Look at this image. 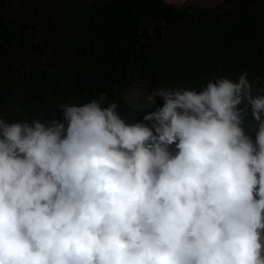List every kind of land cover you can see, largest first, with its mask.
I'll return each instance as SVG.
<instances>
[{
	"label": "clouds",
	"instance_id": "1",
	"mask_svg": "<svg viewBox=\"0 0 264 264\" xmlns=\"http://www.w3.org/2000/svg\"><path fill=\"white\" fill-rule=\"evenodd\" d=\"M156 96L136 123L107 93L64 122L0 118V264H264V88Z\"/></svg>",
	"mask_w": 264,
	"mask_h": 264
},
{
	"label": "trees",
	"instance_id": "2",
	"mask_svg": "<svg viewBox=\"0 0 264 264\" xmlns=\"http://www.w3.org/2000/svg\"><path fill=\"white\" fill-rule=\"evenodd\" d=\"M247 71L254 95L264 88V0H223L214 7L164 0H0V118H53L60 105L107 93L122 118L149 109L125 94L137 85L195 88ZM163 106V99L154 97ZM65 127L67 124L65 122ZM255 142L258 122L247 114ZM175 150V145L170 146Z\"/></svg>",
	"mask_w": 264,
	"mask_h": 264
},
{
	"label": "rangeland",
	"instance_id": "3",
	"mask_svg": "<svg viewBox=\"0 0 264 264\" xmlns=\"http://www.w3.org/2000/svg\"><path fill=\"white\" fill-rule=\"evenodd\" d=\"M149 95L147 89L142 85H137L132 90L125 94V98L127 102L138 109H149L151 111H155L156 108L162 107L158 102L155 101L153 107L149 103L146 102V97ZM241 108L244 107L242 104ZM251 111L250 107L248 108L247 114Z\"/></svg>",
	"mask_w": 264,
	"mask_h": 264
},
{
	"label": "crops",
	"instance_id": "4",
	"mask_svg": "<svg viewBox=\"0 0 264 264\" xmlns=\"http://www.w3.org/2000/svg\"><path fill=\"white\" fill-rule=\"evenodd\" d=\"M223 0H177L176 5L189 4L193 6H203V7H214L220 4Z\"/></svg>",
	"mask_w": 264,
	"mask_h": 264
}]
</instances>
